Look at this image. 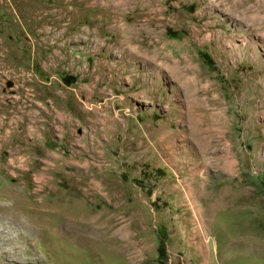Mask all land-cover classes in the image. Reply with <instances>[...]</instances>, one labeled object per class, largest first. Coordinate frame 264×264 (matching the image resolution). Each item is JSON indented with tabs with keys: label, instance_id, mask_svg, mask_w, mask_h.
Listing matches in <instances>:
<instances>
[{
	"label": "rangeland",
	"instance_id": "obj_1",
	"mask_svg": "<svg viewBox=\"0 0 264 264\" xmlns=\"http://www.w3.org/2000/svg\"><path fill=\"white\" fill-rule=\"evenodd\" d=\"M0 264H264V0H0Z\"/></svg>",
	"mask_w": 264,
	"mask_h": 264
},
{
	"label": "trees",
	"instance_id": "obj_2",
	"mask_svg": "<svg viewBox=\"0 0 264 264\" xmlns=\"http://www.w3.org/2000/svg\"><path fill=\"white\" fill-rule=\"evenodd\" d=\"M176 34H172L173 37H176L175 36ZM199 55H200V58L201 60L206 64V65H210L212 63V60L210 59V57L207 55V54H204V53H201L199 52ZM165 246L162 245V247H160V255L163 256L164 255V252H165Z\"/></svg>",
	"mask_w": 264,
	"mask_h": 264
},
{
	"label": "water",
	"instance_id": "obj_3",
	"mask_svg": "<svg viewBox=\"0 0 264 264\" xmlns=\"http://www.w3.org/2000/svg\"><path fill=\"white\" fill-rule=\"evenodd\" d=\"M75 82H76L75 77H68V78L65 80V83H66L67 85H71V84H73V83H75Z\"/></svg>",
	"mask_w": 264,
	"mask_h": 264
},
{
	"label": "bare ground",
	"instance_id": "obj_4",
	"mask_svg": "<svg viewBox=\"0 0 264 264\" xmlns=\"http://www.w3.org/2000/svg\"><path fill=\"white\" fill-rule=\"evenodd\" d=\"M128 51H129V54H130V57H131L133 51H132V50H129V49H128ZM129 54H128V55H129ZM142 60H143V59H142ZM144 60H145V59H144ZM143 62H144V61H143ZM147 63H148V62H147ZM160 68H161V67H160ZM81 226H82V225H81ZM80 229H83V226H82L81 228L79 227L78 232H83L86 228H85L83 231L80 230ZM93 229H94V228H93ZM78 232H77V233H78ZM73 234H74V233H73ZM79 234H80V233H79ZM79 236H80V235H79ZM74 238H75V237H74ZM8 254H9V252H8ZM10 254H11V253H10Z\"/></svg>",
	"mask_w": 264,
	"mask_h": 264
}]
</instances>
